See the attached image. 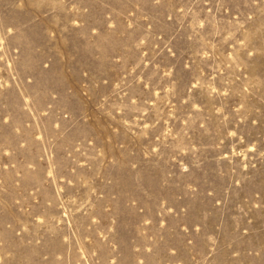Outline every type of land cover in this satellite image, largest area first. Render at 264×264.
Segmentation results:
<instances>
[{
    "label": "rangeland",
    "instance_id": "1",
    "mask_svg": "<svg viewBox=\"0 0 264 264\" xmlns=\"http://www.w3.org/2000/svg\"><path fill=\"white\" fill-rule=\"evenodd\" d=\"M0 264H264V0H0Z\"/></svg>",
    "mask_w": 264,
    "mask_h": 264
}]
</instances>
